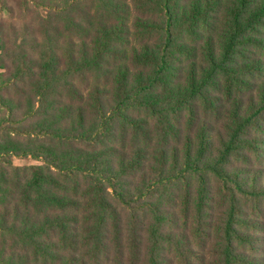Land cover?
<instances>
[{"label":"trees","instance_id":"trees-1","mask_svg":"<svg viewBox=\"0 0 264 264\" xmlns=\"http://www.w3.org/2000/svg\"><path fill=\"white\" fill-rule=\"evenodd\" d=\"M41 1L0 20V264H258L264 0Z\"/></svg>","mask_w":264,"mask_h":264},{"label":"rangeland","instance_id":"rangeland-1","mask_svg":"<svg viewBox=\"0 0 264 264\" xmlns=\"http://www.w3.org/2000/svg\"><path fill=\"white\" fill-rule=\"evenodd\" d=\"M40 15H47V7L43 6L41 0L34 2L30 0H0V20L5 23L18 27H22L24 24L35 25ZM15 163L20 166L39 165L37 161L32 159H17ZM237 166H241L239 169L246 174L249 171L264 172V161L257 163L255 158L248 164L237 162ZM212 182L214 189L218 191L219 182L215 180ZM231 186L232 184L230 188H232ZM239 198V205L244 214L243 218L246 219V225L249 226V229L244 230V232L251 235V242L245 245L247 247L245 251L249 252L258 264H264V198L250 195Z\"/></svg>","mask_w":264,"mask_h":264}]
</instances>
